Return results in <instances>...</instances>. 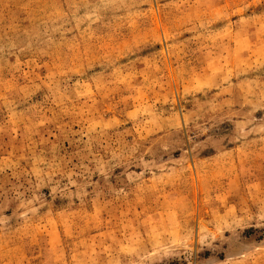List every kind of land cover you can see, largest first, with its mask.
Masks as SVG:
<instances>
[{
    "label": "rangeland",
    "instance_id": "obj_1",
    "mask_svg": "<svg viewBox=\"0 0 264 264\" xmlns=\"http://www.w3.org/2000/svg\"><path fill=\"white\" fill-rule=\"evenodd\" d=\"M0 264H264V0H0Z\"/></svg>",
    "mask_w": 264,
    "mask_h": 264
}]
</instances>
